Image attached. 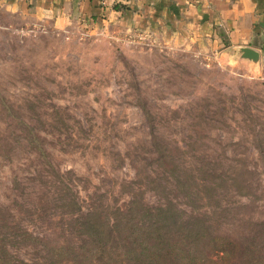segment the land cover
<instances>
[{"label": "rangeland", "instance_id": "374dc122", "mask_svg": "<svg viewBox=\"0 0 264 264\" xmlns=\"http://www.w3.org/2000/svg\"><path fill=\"white\" fill-rule=\"evenodd\" d=\"M132 200L205 213L221 236L261 244L264 61L1 10L0 264L81 258L71 217L95 208L101 224Z\"/></svg>", "mask_w": 264, "mask_h": 264}, {"label": "crops", "instance_id": "0c3cea01", "mask_svg": "<svg viewBox=\"0 0 264 264\" xmlns=\"http://www.w3.org/2000/svg\"><path fill=\"white\" fill-rule=\"evenodd\" d=\"M1 10L61 28L77 24L152 34L229 59L239 60L238 50L252 47L264 61V0H0Z\"/></svg>", "mask_w": 264, "mask_h": 264}, {"label": "trees", "instance_id": "16d2710c", "mask_svg": "<svg viewBox=\"0 0 264 264\" xmlns=\"http://www.w3.org/2000/svg\"><path fill=\"white\" fill-rule=\"evenodd\" d=\"M99 213L95 208L81 209L79 216L71 217L83 230L79 244L74 241L71 254L85 261L89 257L90 264L110 258L121 264L127 259L129 264H264V236L261 244L250 241L249 245L242 242L247 238L221 236L204 220L205 213H190L171 202L153 206L132 200L118 206L115 217L104 219L101 224ZM254 224L263 227L264 220ZM61 238L59 244L52 245V250L59 253L69 244L67 235ZM123 241L127 247L122 251L119 245ZM238 245L242 252L231 259ZM81 258L63 264H89Z\"/></svg>", "mask_w": 264, "mask_h": 264}, {"label": "water", "instance_id": "95a60500", "mask_svg": "<svg viewBox=\"0 0 264 264\" xmlns=\"http://www.w3.org/2000/svg\"><path fill=\"white\" fill-rule=\"evenodd\" d=\"M264 53V45L261 49ZM239 60L240 61H248L249 63H251L252 65H257L261 63L262 60V56L260 51L252 48V47H242L239 50Z\"/></svg>", "mask_w": 264, "mask_h": 264}]
</instances>
